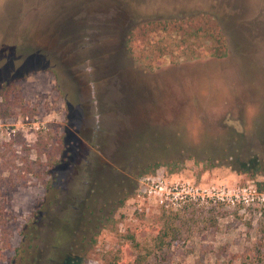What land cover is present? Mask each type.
Returning a JSON list of instances; mask_svg holds the SVG:
<instances>
[{
  "label": "rangeland",
  "instance_id": "rangeland-1",
  "mask_svg": "<svg viewBox=\"0 0 264 264\" xmlns=\"http://www.w3.org/2000/svg\"><path fill=\"white\" fill-rule=\"evenodd\" d=\"M78 1L0 0V84H10L0 96V264L44 195L55 155L46 157L61 138L96 158L108 182L137 183L84 264H108L122 244L130 264L143 255L142 264H264V0ZM201 16L223 35L224 57H203L202 32L183 22ZM170 20L182 27L153 34ZM60 22L83 28L85 49L55 40ZM221 147L255 159L256 175L210 159ZM151 150L165 156L138 176L135 160ZM53 171L62 199L87 189L67 165ZM145 176L177 189L149 195ZM170 210L179 243L147 255L150 225Z\"/></svg>",
  "mask_w": 264,
  "mask_h": 264
},
{
  "label": "trees",
  "instance_id": "trees-1",
  "mask_svg": "<svg viewBox=\"0 0 264 264\" xmlns=\"http://www.w3.org/2000/svg\"><path fill=\"white\" fill-rule=\"evenodd\" d=\"M84 3V0H79L75 6L80 8ZM201 17L198 22L191 21L190 23L188 19L183 22L186 23L190 33L194 36H197L199 31L202 32L200 47L206 49H203L205 51L203 57H224L226 42L223 35L213 26L210 19ZM181 23V21L174 20L157 22L154 23L156 26L153 27L152 32H155L153 34L161 30L177 32L178 30L175 28L182 27ZM82 30L83 28L76 22H60L56 24L53 34L55 40L60 41L61 45L64 42H67L68 45L76 42L85 49L86 40L81 33ZM129 33L132 34L133 30ZM182 41L186 42V40ZM133 42V36L129 35L125 41L128 50ZM77 44L75 47L73 46V51L79 47ZM20 67L22 66L20 65ZM7 85L10 84H0V96L8 89ZM56 144V147L52 146L49 149L50 152L46 157L51 160V156L55 155L53 161L48 162L47 172L50 174V178L44 184V195L35 203L26 220L17 225L15 234L19 237V241L15 247L10 248L8 264H84L90 258L100 232L114 225V216L118 208L122 207L135 194L136 179L128 177L119 184L108 182L107 178L103 177L104 172L101 174L99 171L97 159L91 158L89 152L74 154L72 143L62 138ZM23 148H25L24 145ZM139 155L140 160L136 158L134 164L138 176L154 172L159 166V162L154 159L165 156L153 150L140 151ZM234 155L235 153L232 151L226 153L225 147H221L213 151L210 159L213 158L216 161L225 159L236 171L250 172V175H256L259 164H255V159L242 160ZM251 163L253 166L249 165ZM59 165H67L71 171L77 174L79 182L87 186L82 195L79 197L70 196L65 199L59 197V187L53 183L54 172H56L53 169ZM261 189L264 190V185ZM219 204L213 206L219 207L218 212L223 214L222 204L218 206ZM60 206H63L65 211L63 214L56 211V208ZM178 219V212L173 213L170 210L168 214L163 212L162 216L150 225L152 247L148 250L147 255L161 253L179 243L181 224L177 223ZM126 238L135 247L139 246L133 234ZM129 250L122 244V247H118L112 253L108 264H130ZM145 256L143 255L140 259L143 261ZM141 260L136 257L133 264H142Z\"/></svg>",
  "mask_w": 264,
  "mask_h": 264
},
{
  "label": "built area",
  "instance_id": "built-area-1",
  "mask_svg": "<svg viewBox=\"0 0 264 264\" xmlns=\"http://www.w3.org/2000/svg\"><path fill=\"white\" fill-rule=\"evenodd\" d=\"M141 183H144L143 185H145V192H147L149 195L152 194L154 196H165L166 199H169L168 194L169 193H173L172 190L173 189H177L176 186H169L166 181L160 177V176H145L143 177V179L141 180ZM183 188H181V191H184ZM191 190H193L191 187L188 188V194H193L191 193ZM194 198V195H192ZM202 198H204V195H202ZM170 201L173 202V200Z\"/></svg>",
  "mask_w": 264,
  "mask_h": 264
}]
</instances>
